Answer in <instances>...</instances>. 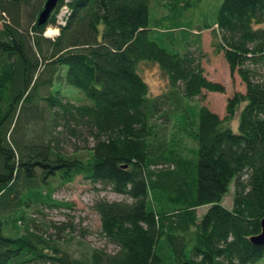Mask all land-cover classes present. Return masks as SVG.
<instances>
[{"label": "trees", "instance_id": "1", "mask_svg": "<svg viewBox=\"0 0 264 264\" xmlns=\"http://www.w3.org/2000/svg\"><path fill=\"white\" fill-rule=\"evenodd\" d=\"M46 1L0 0V264H264V245L250 242L264 217V0H222L211 24L166 28L186 42L182 53L153 36L150 0H58L38 24ZM160 2L173 6L174 18V7L189 0ZM63 6L64 24L45 37ZM203 30L245 86L227 98L222 118L204 105L191 116L185 104L203 90L224 92L193 50ZM141 61L167 76L162 94H149ZM67 86L85 102L67 100ZM31 106L35 116L22 122ZM170 122L190 131L187 156L170 143ZM38 123L39 133L28 135ZM79 176L124 199L94 200L105 246L74 252L32 225L27 208L70 207L53 198L51 179ZM47 184L40 197L35 189ZM231 184L228 208L222 200ZM201 206L208 207L198 216ZM67 225L47 227L59 236Z\"/></svg>", "mask_w": 264, "mask_h": 264}, {"label": "rangeland", "instance_id": "2", "mask_svg": "<svg viewBox=\"0 0 264 264\" xmlns=\"http://www.w3.org/2000/svg\"><path fill=\"white\" fill-rule=\"evenodd\" d=\"M68 2L69 0H65ZM222 0H189L186 6L174 7L176 10L172 16L171 5H165L160 0H150L149 8V26L154 30L153 36L157 39L158 43L167 48L170 51L184 52L186 51V42L182 41L179 36H175L178 33H173V38L169 33H166V28H172L173 26H179V28L191 30L200 29L207 24H211L216 19V14ZM59 14V13H58ZM170 18V20H166ZM59 31V30H58ZM55 26H48L45 30V37L54 38ZM54 34V35H53ZM169 37V38H168ZM172 39V40H171ZM212 36L210 30L201 31L200 49L196 51V55L200 58V62L204 69L205 76L214 82H218L224 87V92H211L203 90L202 94L191 101L185 102L186 108L192 113L196 110L197 106L204 105L212 112L218 114L221 118L226 113L227 98L236 92H244L245 86L241 81L236 71L231 72L227 63L225 62L221 53H214L211 45ZM138 72L143 80L146 82L149 88V94L151 96L162 94L168 88L167 76L163 73L160 67L153 62L141 61L138 63ZM49 74L48 69L42 75L47 77ZM67 88V89H66ZM53 89H58L55 85ZM74 90L70 86L65 87L63 94L74 103H84V96ZM76 90V89H75ZM47 89H40V94L45 95ZM91 103L90 100H87ZM40 111L44 117L48 116L47 106L43 100L38 102ZM34 108L31 106L29 110L22 114L21 120L25 122L27 118L35 116ZM232 120V128L236 131L237 124L236 119ZM155 121L159 124H163V118L160 115H156ZM21 127H25L24 124H20ZM38 126V127H37ZM181 125L176 127V123L170 122L168 125V138L170 143H174L177 147V151L181 154L188 155V153L194 148V142L190 137L189 130L181 132ZM36 128V129H35ZM34 130L30 131L28 135H34L39 133L40 125L35 124ZM63 130V127L56 129ZM28 131V130H27ZM26 131V136L27 132ZM20 135V131L17 132ZM22 134V132H21ZM82 145L81 142H79ZM65 150L71 151L72 147L67 142L63 143ZM83 153H86L84 150ZM82 153V154H83ZM52 184L55 186L53 191V198L63 203H69L70 207L59 206H47V205H30L27 208L28 216L34 219L35 225L38 230H47L46 235H50L55 238L59 237V243L66 249H70L74 252H80L86 250L88 247H102L105 246L104 239L100 236V222L97 214L92 210L91 206L94 200L98 198H106L108 200H120L124 199L123 196L118 195L110 191L108 187H104L102 184H92L91 182L84 180L82 177H77L73 182L61 184L57 178L51 179ZM52 184H47L43 188H36L35 191H39V196L45 197V193H48L52 189ZM233 185L229 187V192L224 196L222 203L224 206L230 208L232 202ZM47 197V195H46ZM208 206H201L197 210L198 216L202 215ZM54 223L58 226L62 224H68L63 231H60L59 236L53 228L47 227V224ZM43 232V231H41ZM110 251L114 250L112 245L106 246Z\"/></svg>", "mask_w": 264, "mask_h": 264}, {"label": "water", "instance_id": "3", "mask_svg": "<svg viewBox=\"0 0 264 264\" xmlns=\"http://www.w3.org/2000/svg\"><path fill=\"white\" fill-rule=\"evenodd\" d=\"M58 0H47L44 4V8L39 14L38 24H43L47 20L51 11L55 8ZM261 231L259 234L252 236L250 242L255 245H264V217L260 221ZM180 264H190L189 262H182Z\"/></svg>", "mask_w": 264, "mask_h": 264}, {"label": "built area", "instance_id": "4", "mask_svg": "<svg viewBox=\"0 0 264 264\" xmlns=\"http://www.w3.org/2000/svg\"><path fill=\"white\" fill-rule=\"evenodd\" d=\"M68 13V8L66 6H63L60 11H59V14L57 15V25L55 27V34L57 33L58 34V30H59V26L60 25H63L64 22H65V17H66V14ZM54 35V34H53ZM52 38V37H51Z\"/></svg>", "mask_w": 264, "mask_h": 264}]
</instances>
